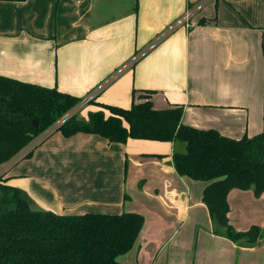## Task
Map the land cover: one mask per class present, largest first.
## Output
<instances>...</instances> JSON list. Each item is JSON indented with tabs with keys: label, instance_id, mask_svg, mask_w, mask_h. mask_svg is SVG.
<instances>
[{
	"label": "crops",
	"instance_id": "1",
	"mask_svg": "<svg viewBox=\"0 0 264 264\" xmlns=\"http://www.w3.org/2000/svg\"><path fill=\"white\" fill-rule=\"evenodd\" d=\"M199 1L0 0V75L80 100L90 96L82 113L90 104L93 111L128 108L153 90V107H182L183 124L236 139L255 136L263 126L264 0H208L189 29L163 35ZM183 149L180 142L118 143L93 133L66 137L54 131L5 177L25 190L34 208L146 213L150 223L146 227L144 220L132 248L118 257L121 264H150L152 257V264H264V237L249 247L212 232L201 201L205 183L180 176L172 164L173 152ZM65 164L72 165L66 174ZM87 164L90 176L74 183L71 173L84 176ZM79 186L89 193L76 192ZM56 187L73 188L66 196L72 200L60 197ZM227 200L236 230L264 225V194L235 189Z\"/></svg>",
	"mask_w": 264,
	"mask_h": 264
},
{
	"label": "trees",
	"instance_id": "2",
	"mask_svg": "<svg viewBox=\"0 0 264 264\" xmlns=\"http://www.w3.org/2000/svg\"><path fill=\"white\" fill-rule=\"evenodd\" d=\"M146 90L130 107L102 105L76 114L59 125L69 137L78 132L98 134L109 142L128 139L182 142L172 164L180 176L205 183L201 201L212 232L243 246L264 237V225L236 230L228 218V194L251 189L264 194L263 126L255 136L232 138L215 129L183 124L182 107L155 109ZM80 98L57 88L22 82L0 75V165L34 136L55 123ZM31 155L29 153L27 156ZM138 212L56 213L32 207L24 192L0 177V264H121L118 257L134 245L144 224Z\"/></svg>",
	"mask_w": 264,
	"mask_h": 264
},
{
	"label": "built area",
	"instance_id": "3",
	"mask_svg": "<svg viewBox=\"0 0 264 264\" xmlns=\"http://www.w3.org/2000/svg\"><path fill=\"white\" fill-rule=\"evenodd\" d=\"M208 0H200L198 4L194 6H188L182 15L177 17L174 21H172L166 28L164 36L176 30L177 28L183 27L185 29H189L193 23L191 21L194 13ZM162 35V37H163ZM101 87H104L102 85ZM99 87V88H101ZM98 91V90H97ZM91 100L90 96L84 97L81 99L77 105H75L70 111L62 115L55 123H53L50 127L40 132L36 136H34L26 145H24L20 150H18L14 155H12L9 159H7L4 163L0 165V177L5 175L9 168L18 162L20 159L26 157L32 150L38 146L43 140H45L51 133L55 131V129L64 123L69 117L74 115L80 108L89 103Z\"/></svg>",
	"mask_w": 264,
	"mask_h": 264
},
{
	"label": "rangeland",
	"instance_id": "4",
	"mask_svg": "<svg viewBox=\"0 0 264 264\" xmlns=\"http://www.w3.org/2000/svg\"><path fill=\"white\" fill-rule=\"evenodd\" d=\"M91 105L92 104H90L89 106L87 105L85 108H84V113H82L83 112V110H79V112H77V113H75L78 117H80L82 114H84V115H86L87 113H88V111H90V110H94V109H92V107H91ZM72 109V108H71ZM70 109V110H71ZM69 110V111H70ZM85 118H87V115L85 116ZM44 141V140H43ZM42 141V142H43ZM169 143V142H168ZM180 143H182V142H180ZM41 144V143H40ZM37 147V146H36ZM35 147V148H36ZM34 148V149H35ZM30 156L31 155H29V156H26V157H24V158H22V159H20L18 162H16L13 166H14V168L16 169V170H19L21 167H23L24 165H25V162L30 158ZM37 158V157H36ZM32 162H33V159H32ZM34 162H35V160H34ZM28 166H31V165H28ZM72 167V165H68V164H65V166L63 165V167H62V170L63 171H65V174H66V172H70V168ZM90 166H88V164H87V168H85V166L84 165H82V167H81V170H83V171H85L86 170V174L84 175V176H73V172L71 173L72 174V179H74L75 181H74V183H78L77 182V180H79V181H82L83 179H85L86 177H88V175L90 176V173H89V171H90ZM61 170V169H60ZM75 171H77V172H79L80 173V168L78 167V168H76L75 169ZM42 172H43V170H42ZM19 175H16V179H21V177H18ZM69 178V175H65V177L63 176V179H65V180H67ZM34 179L36 180V176L34 177ZM192 181H194L195 183H200V182H202V181H197V180H192ZM131 183H132V181H131ZM139 183H141V182H139ZM139 183H137V184H134V185H130L129 186V189H131V188H133V187H137V188H139L140 186H139ZM198 185V184H197ZM56 190H58L59 191V189L56 187V188H54V192L56 191ZM65 190V191H64ZM64 190L63 189H61V191H59V194H60V197H64L65 199H67V200H72V199H70V198H67L66 196H70V193L71 192H73V188H71L70 189V191H68L66 188H64ZM24 192H25V190H23ZM89 191H90V188H84V187H82V186H79L78 187V189L76 190V192H78V193H80V194H87V193H89ZM128 193V192H127ZM131 193H133V191H129V195L131 194ZM25 194V193H24ZM128 196V195H127ZM127 196L125 195L124 197V199H126L127 198ZM131 196V195H130ZM131 201H133V198H132V200ZM137 202H141V200L140 199H137ZM236 202H239V201H236ZM40 206H42L43 208H46L45 207V205H40ZM35 208H37V209H43V208H41V207H35ZM136 208V207H135ZM137 209V208H136ZM49 210V209H48ZM137 210H139V211H137L138 213H140V214H145L146 215V213H144V212H142V211H140V209H137ZM245 210V208L244 209H241V211H244ZM144 216V215H143ZM144 219H145V221H146V227L149 225V223H150V221L148 220V219H146L145 218V216H144ZM240 221H242V223L243 224H245V222H246V220L245 219H241L240 218ZM201 226H203L202 224H201ZM247 226V224L246 225H242V227H246ZM142 234L141 235H143L145 232L144 231H142L141 232ZM145 239V238H144ZM145 241V240H144ZM168 248L169 247H167V249L165 250V253L166 252H168ZM155 256V255H154ZM154 258L155 257H152L151 258V260H150V264H152L151 262L154 260ZM163 264H165V262L163 263Z\"/></svg>",
	"mask_w": 264,
	"mask_h": 264
}]
</instances>
